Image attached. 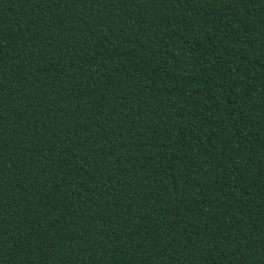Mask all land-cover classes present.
<instances>
[{
    "label": "trees",
    "instance_id": "trees-1",
    "mask_svg": "<svg viewBox=\"0 0 264 264\" xmlns=\"http://www.w3.org/2000/svg\"><path fill=\"white\" fill-rule=\"evenodd\" d=\"M0 264H264V0H0Z\"/></svg>",
    "mask_w": 264,
    "mask_h": 264
}]
</instances>
